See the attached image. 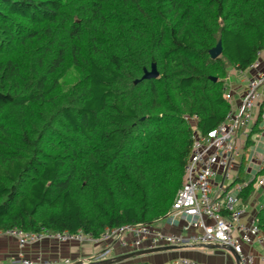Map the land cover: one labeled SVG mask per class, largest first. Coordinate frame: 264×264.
<instances>
[{"label":"trees","instance_id":"obj_1","mask_svg":"<svg viewBox=\"0 0 264 264\" xmlns=\"http://www.w3.org/2000/svg\"><path fill=\"white\" fill-rule=\"evenodd\" d=\"M263 49L264 0H0V231L98 238L168 215L193 136L230 109L227 68ZM246 151L241 202L264 176L242 178Z\"/></svg>","mask_w":264,"mask_h":264},{"label":"built area","instance_id":"obj_2","mask_svg":"<svg viewBox=\"0 0 264 264\" xmlns=\"http://www.w3.org/2000/svg\"><path fill=\"white\" fill-rule=\"evenodd\" d=\"M263 52L264 49L259 51L256 60L244 71L239 70L241 73H246L245 86L239 103L233 106L232 95L225 87L224 98L230 104V109L224 121L204 136L198 133L193 136L191 152L184 168L183 182L174 196L171 212L185 216L188 219V227L199 228V233L165 234L152 228V223H137L105 229L98 238L82 232L51 233L45 227H40L37 231H24L13 227L0 231V236L12 237L19 248L44 238L59 242L89 241L103 245L102 251L91 258L73 261L79 263L113 257L116 247L129 249L131 252L159 246L189 247L218 244L229 246L237 254V264H253L252 255L243 254L241 245L249 242L251 238H254L256 242L264 241V233L258 227L255 216L249 224L241 220L244 208L240 205L241 201L237 194L243 184L224 190L222 187L213 188L212 180L217 174H220L222 179L229 178L234 162H237L241 156V141L247 137L254 118V109L263 98L264 64L259 59ZM261 120L264 123V112L261 113ZM263 165L264 152L259 155L258 171ZM263 185L264 176H261L255 186L259 188ZM206 219L211 223H207ZM236 232H239L237 236ZM126 235L129 236L128 240ZM70 263L72 261L68 259L52 263L42 261L39 257L37 260H32L24 256L22 252H19L10 262V264ZM170 264L199 263L187 258H179Z\"/></svg>","mask_w":264,"mask_h":264},{"label":"crops","instance_id":"obj_3","mask_svg":"<svg viewBox=\"0 0 264 264\" xmlns=\"http://www.w3.org/2000/svg\"><path fill=\"white\" fill-rule=\"evenodd\" d=\"M260 62L264 64V52L260 56ZM246 80V73H241L239 70L233 68L226 79V89L232 95V104L236 106L244 90ZM263 98L254 109V118L250 125L247 137L241 141V150L247 143L246 161L243 166V176L245 181H250L254 178L258 171L259 155L264 152V123L260 121L255 124L259 111L264 112V89ZM236 167L232 168L230 177L222 179L220 174H217L212 180L213 188H223L230 190L235 185H241L240 181L232 184L237 179L239 162H236ZM244 185V184H243ZM240 205L244 208V213L241 220L249 224L251 219L256 216L257 211L264 206V185L257 188L255 185L252 193L246 202H241ZM211 223L210 220H205ZM188 219L177 213L170 212L165 217L152 223V228L165 234H182L199 233V228H190L187 225ZM239 232H236L237 236ZM126 239L129 236L126 235ZM241 251L243 254H251L253 257V264H264V241L256 242L251 238L249 242L242 243ZM103 249L101 243H92L85 241L76 243L71 241L59 242L53 239L44 238L34 244L26 245L19 248L15 239L7 236H0V264H10L11 260L17 256L19 252L32 260H37L39 257L42 261L49 263L59 262L64 259L70 261L87 260L90 257L100 253ZM130 252L129 249H121L116 247L114 249V256ZM187 258L194 260L199 264H237V259L228 250L222 247L206 248L198 246L177 247L172 250L155 252L145 254L132 259L130 262H147L149 264H170L176 259Z\"/></svg>","mask_w":264,"mask_h":264},{"label":"water","instance_id":"obj_4","mask_svg":"<svg viewBox=\"0 0 264 264\" xmlns=\"http://www.w3.org/2000/svg\"><path fill=\"white\" fill-rule=\"evenodd\" d=\"M221 52H222V46H221L220 41H218L215 46H213L212 48H210L208 50V54H209L210 58H212V59L219 57ZM157 74L158 73L156 71L155 65L151 64L149 70H146V69L143 70V74L141 76V79L154 78L157 76ZM212 79L214 80V78H212ZM201 247H206V248L222 247V248H225L226 250L230 251L235 256V258L237 259V254L234 253L233 250L229 246L218 245V244H204V245H201ZM175 248H177V247L176 246H159V247H152V248H143V249L127 252L124 254L116 255V256H113V257H110V258H107L104 260L90 261V262H84V263L72 262L70 264H116L118 262L127 261L129 259H132V258H135L138 256H142L145 254L162 252V251L172 250Z\"/></svg>","mask_w":264,"mask_h":264},{"label":"rangeland","instance_id":"obj_5","mask_svg":"<svg viewBox=\"0 0 264 264\" xmlns=\"http://www.w3.org/2000/svg\"><path fill=\"white\" fill-rule=\"evenodd\" d=\"M233 71V68L232 67H228L227 68V77H228V75H230V72H232ZM227 79V78H226ZM236 161L234 162V167L233 168H235L236 167ZM91 258V257H90Z\"/></svg>","mask_w":264,"mask_h":264}]
</instances>
